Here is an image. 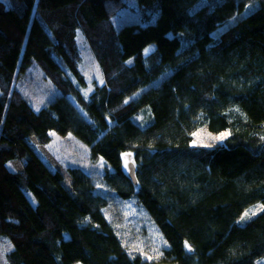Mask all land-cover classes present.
Masks as SVG:
<instances>
[{
  "label": "trees",
  "instance_id": "obj_1",
  "mask_svg": "<svg viewBox=\"0 0 264 264\" xmlns=\"http://www.w3.org/2000/svg\"><path fill=\"white\" fill-rule=\"evenodd\" d=\"M247 1L0 0V235L13 245L9 264H148L127 252L95 179L74 167L67 184L39 154L33 140L49 144L52 133L73 135L93 162L105 161L100 182L148 213L166 244L160 262L264 259V0ZM122 11L139 21L118 28ZM78 32L103 84L80 70ZM34 65L58 91L40 109L20 85ZM203 128L229 136L195 146Z\"/></svg>",
  "mask_w": 264,
  "mask_h": 264
},
{
  "label": "rangeland",
  "instance_id": "obj_2",
  "mask_svg": "<svg viewBox=\"0 0 264 264\" xmlns=\"http://www.w3.org/2000/svg\"><path fill=\"white\" fill-rule=\"evenodd\" d=\"M248 0L247 2H252ZM131 7H136L135 0H130ZM118 28L139 21V16L128 12L121 14L114 19ZM78 44L81 50L82 60L80 70L91 85L93 81L98 84L104 83L101 67L97 63L91 48L83 34L78 32ZM21 87L36 109H40L58 91L51 81L47 79L44 72L34 65L28 73L20 80ZM93 88L87 90V94ZM227 133V135H222ZM52 140L49 144H36L39 154L51 166L52 169L60 171L70 183L69 169L82 168L91 175L96 182L97 192L105 197L107 206L103 210L108 221L114 226L115 231L121 239L124 247L132 258H139L142 262L156 263L162 260L166 244L152 223L148 213L137 205L136 200H124L111 190L100 179L108 168L105 161L100 159L97 162L91 160L90 147L73 135L61 136L52 133ZM229 136L228 132L213 134L206 128L200 129L194 135V145L200 147H216L223 144ZM11 169H20L21 164L10 165ZM254 212L262 210L260 205H255ZM13 249L12 243L5 236L0 235V264H9L8 253ZM255 264H264V259L257 260Z\"/></svg>",
  "mask_w": 264,
  "mask_h": 264
},
{
  "label": "water",
  "instance_id": "obj_3",
  "mask_svg": "<svg viewBox=\"0 0 264 264\" xmlns=\"http://www.w3.org/2000/svg\"><path fill=\"white\" fill-rule=\"evenodd\" d=\"M122 159H123V173H124V175L132 181L134 187L137 189L138 188V182L136 179V166L132 160V156L131 155H124L122 157ZM148 264H180V263L160 262L159 261L156 263H148Z\"/></svg>",
  "mask_w": 264,
  "mask_h": 264
},
{
  "label": "snow or ice",
  "instance_id": "obj_4",
  "mask_svg": "<svg viewBox=\"0 0 264 264\" xmlns=\"http://www.w3.org/2000/svg\"><path fill=\"white\" fill-rule=\"evenodd\" d=\"M222 135H227V133H225V134H222ZM247 215V214H246Z\"/></svg>",
  "mask_w": 264,
  "mask_h": 264
}]
</instances>
